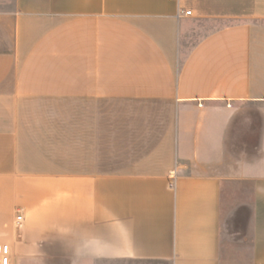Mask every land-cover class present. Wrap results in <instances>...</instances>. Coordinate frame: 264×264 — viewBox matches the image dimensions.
<instances>
[{
  "label": "crops",
  "instance_id": "0c3cea01",
  "mask_svg": "<svg viewBox=\"0 0 264 264\" xmlns=\"http://www.w3.org/2000/svg\"><path fill=\"white\" fill-rule=\"evenodd\" d=\"M0 230L11 264H264V0H0Z\"/></svg>",
  "mask_w": 264,
  "mask_h": 264
},
{
  "label": "built area",
  "instance_id": "2783aa9c",
  "mask_svg": "<svg viewBox=\"0 0 264 264\" xmlns=\"http://www.w3.org/2000/svg\"><path fill=\"white\" fill-rule=\"evenodd\" d=\"M190 10H185L184 14L189 15ZM23 221L22 214L19 212L15 217V225L21 226ZM0 264H11V247L10 244L0 241Z\"/></svg>",
  "mask_w": 264,
  "mask_h": 264
},
{
  "label": "rangeland",
  "instance_id": "374dc122",
  "mask_svg": "<svg viewBox=\"0 0 264 264\" xmlns=\"http://www.w3.org/2000/svg\"><path fill=\"white\" fill-rule=\"evenodd\" d=\"M227 223H228V227L231 226V224H230V220H229V219H227ZM3 232H4V231L0 230V235H1Z\"/></svg>",
  "mask_w": 264,
  "mask_h": 264
}]
</instances>
